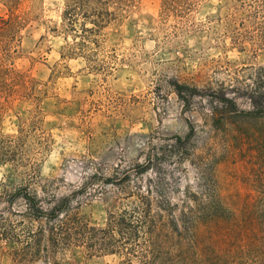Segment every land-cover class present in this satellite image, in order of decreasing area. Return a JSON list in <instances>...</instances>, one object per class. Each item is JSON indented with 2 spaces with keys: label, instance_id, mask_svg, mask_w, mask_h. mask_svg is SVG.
<instances>
[{
  "label": "rangeland",
  "instance_id": "obj_1",
  "mask_svg": "<svg viewBox=\"0 0 264 264\" xmlns=\"http://www.w3.org/2000/svg\"><path fill=\"white\" fill-rule=\"evenodd\" d=\"M63 7L64 0H24L21 6L27 22L5 63L26 76L28 88L19 81L20 91L0 100V136L16 149L0 162V193L26 182L32 171L53 179L60 195L88 183L84 194L92 195H84L76 211L103 225L110 212L132 208L134 198L102 180L126 172L137 178L148 150L185 136L193 125L198 146L207 147L179 164L155 161V170L193 186L209 158L224 206L237 218L264 211V119L235 115L253 109L252 96L261 89L264 0H177L170 8L164 0H138L100 37L103 70L66 55L73 38L68 44L60 26ZM7 11L0 1V17ZM27 158L36 170L22 163ZM92 160L103 177L91 178L86 165ZM9 209L0 202V211ZM17 246L0 237V264H14ZM59 259L120 264L123 256L75 245Z\"/></svg>",
  "mask_w": 264,
  "mask_h": 264
},
{
  "label": "trees",
  "instance_id": "obj_2",
  "mask_svg": "<svg viewBox=\"0 0 264 264\" xmlns=\"http://www.w3.org/2000/svg\"><path fill=\"white\" fill-rule=\"evenodd\" d=\"M8 16L0 17V100L18 90L28 79L8 66L5 58L16 51L27 13L20 12L24 0H0ZM138 0H64L61 28L68 45V57L83 56L93 68L103 70L99 57L103 31L117 21L123 11ZM177 0H164L166 8ZM56 28L55 30H58ZM25 77V78H24ZM261 89L252 96L253 109L235 115L264 119V73ZM181 92H179L180 94ZM185 99V98H183ZM216 116L213 118L215 119ZM201 132L211 130L201 129ZM0 136V162L16 153L11 139ZM195 126L185 136L176 135L148 150L145 162L137 164L135 176L104 178L102 182L117 186L125 198H134L132 208L110 212L103 225L85 221L77 209L89 186L60 195L53 179L41 180L34 171L26 182L5 187L0 202L10 206L0 211V237L13 241L14 264H60L61 252L70 246L85 247L91 254H118L120 264H264V211L254 209L237 218L223 205L214 176V163L202 160L195 185L182 186L172 174L155 167V161L179 164L195 154L198 146ZM36 170L28 158L22 160ZM91 178L104 176V169L92 160L86 165ZM153 174H148L150 171ZM18 204L23 209H16ZM129 206V205H128ZM7 215V216H6ZM133 258H136L137 263Z\"/></svg>",
  "mask_w": 264,
  "mask_h": 264
}]
</instances>
